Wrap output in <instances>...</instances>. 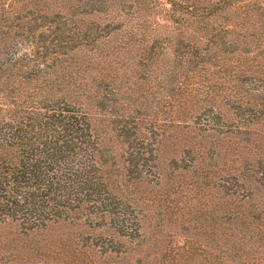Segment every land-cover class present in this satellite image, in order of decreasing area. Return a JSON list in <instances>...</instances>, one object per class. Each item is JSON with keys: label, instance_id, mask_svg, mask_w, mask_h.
Listing matches in <instances>:
<instances>
[{"label": "trees", "instance_id": "16d2710c", "mask_svg": "<svg viewBox=\"0 0 264 264\" xmlns=\"http://www.w3.org/2000/svg\"><path fill=\"white\" fill-rule=\"evenodd\" d=\"M15 1L0 0V229H12L0 230V264H131L150 238L135 205L112 190L118 165L139 181L147 170L153 151L135 128L140 114L124 113L121 102L94 121L67 99L68 90L99 94L105 107L131 89L113 75L122 50H133L122 59L134 62L132 100L146 111L182 127L246 133L239 147L258 148L260 194L227 166L225 224L213 222L211 250L186 243L177 264H192L195 254L207 264H264V0ZM111 5L125 21L97 22ZM22 32L34 49L17 55ZM96 64L109 79H85ZM113 144L115 169L105 157ZM170 251L163 259L174 258Z\"/></svg>", "mask_w": 264, "mask_h": 264}, {"label": "rangeland", "instance_id": "374dc122", "mask_svg": "<svg viewBox=\"0 0 264 264\" xmlns=\"http://www.w3.org/2000/svg\"><path fill=\"white\" fill-rule=\"evenodd\" d=\"M23 2L24 0H16L14 4L17 6ZM25 5L33 7L32 3L25 2ZM109 9L105 14L96 15V21L100 24L111 19L125 21L122 16H114L117 9L116 5H111ZM163 23L170 26L168 20ZM24 34L22 32L20 38L16 37L12 45V48L15 47L16 52L14 53L17 55L34 49V45L29 40L32 38H23ZM114 37L117 39L116 35ZM132 51H120L118 53L119 58L111 62L118 71V74L117 72L113 74H116V79L123 82L126 79L128 84L124 83L133 88L131 80L134 79V71H136L134 62L126 63V60L122 59L130 56ZM120 59L122 60L120 61ZM29 60L21 69L31 67L32 59ZM102 68L96 64L94 67L82 71V73L85 79L92 83L102 78L109 79L108 76L103 77ZM139 68L141 67L139 66ZM124 73H127V76H124ZM132 88L129 89L128 86H124L127 91H124L118 100L108 101L105 107L96 104L95 99H98L99 94L85 98L79 96L77 91L68 90L67 99L80 102L94 121H98L102 117H110L113 108L116 107L115 104L121 102L127 105L123 109L124 113L140 114L141 117L136 119L135 128L141 129L139 135L144 137L147 149L151 148L153 151L144 166L147 170L145 173H141V181L133 177V174L128 177L124 165L117 162V159L120 158L118 155L119 148L113 144L105 152L107 165L113 166L115 169L120 164L118 165L119 172L116 174L114 184H112V190L135 205L141 220V231L144 239L147 237L155 239L156 247L152 246L149 243L151 239L147 238L144 242L145 245L141 244L140 250L132 251L131 264H140L143 261L146 262L144 264H171V262L177 264L180 254H184L183 249L186 248V243L194 244L197 252H200L201 247L206 251L211 250L210 231L213 222L218 220L222 225L225 224L223 215L228 207V201H226L228 197L222 192L221 179L229 173V169L235 173L238 172L240 176L246 174V178L244 177L245 180H243V189L253 186L252 192H257L255 189L257 184L255 165L258 148L254 145H248L249 143L245 144L248 145L247 147H239V143L245 141L242 137H246V133H236L229 137L215 132L198 130L195 127H182L175 122L169 124L162 118L160 112L146 111L141 98L132 100L135 93ZM137 109L139 113H137ZM225 116L227 117V114ZM109 125L107 124V127ZM113 140L118 145L115 139ZM234 141L238 142V147L233 145L236 144ZM115 164L116 166H114ZM257 194L260 193L257 192ZM0 230L7 232V230L12 229L7 227ZM89 231L92 233L105 232L98 228H92ZM128 245L135 247L133 242ZM181 245L182 247H177ZM168 248H171L170 252L177 251L172 260L167 256L164 258L167 259L164 260L161 256L164 249ZM200 257V254H195L194 261L191 263L207 264L202 262ZM136 258L139 259V263ZM58 261L55 258L51 259V263L54 264H58Z\"/></svg>", "mask_w": 264, "mask_h": 264}]
</instances>
